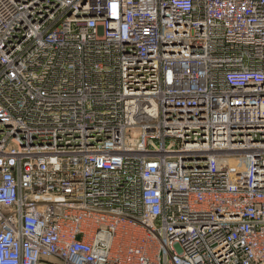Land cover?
I'll use <instances>...</instances> for the list:
<instances>
[{
  "label": "built area",
  "instance_id": "2783aa9c",
  "mask_svg": "<svg viewBox=\"0 0 264 264\" xmlns=\"http://www.w3.org/2000/svg\"><path fill=\"white\" fill-rule=\"evenodd\" d=\"M264 264V0H0V264Z\"/></svg>",
  "mask_w": 264,
  "mask_h": 264
},
{
  "label": "crops",
  "instance_id": "0c3cea01",
  "mask_svg": "<svg viewBox=\"0 0 264 264\" xmlns=\"http://www.w3.org/2000/svg\"><path fill=\"white\" fill-rule=\"evenodd\" d=\"M43 264H55V263H52V262H48V261H46V262H44Z\"/></svg>",
  "mask_w": 264,
  "mask_h": 264
},
{
  "label": "rangeland",
  "instance_id": "374dc122",
  "mask_svg": "<svg viewBox=\"0 0 264 264\" xmlns=\"http://www.w3.org/2000/svg\"><path fill=\"white\" fill-rule=\"evenodd\" d=\"M46 262V261H45Z\"/></svg>",
  "mask_w": 264,
  "mask_h": 264
}]
</instances>
